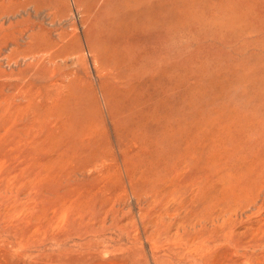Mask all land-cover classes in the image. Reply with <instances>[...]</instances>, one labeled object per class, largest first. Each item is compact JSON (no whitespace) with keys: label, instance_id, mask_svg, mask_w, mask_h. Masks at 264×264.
Listing matches in <instances>:
<instances>
[{"label":"rangeland","instance_id":"obj_1","mask_svg":"<svg viewBox=\"0 0 264 264\" xmlns=\"http://www.w3.org/2000/svg\"><path fill=\"white\" fill-rule=\"evenodd\" d=\"M262 124L264 0H0V264H264ZM125 156L192 166L161 196ZM195 177L239 188L192 246L159 217Z\"/></svg>","mask_w":264,"mask_h":264},{"label":"bare ground","instance_id":"obj_2","mask_svg":"<svg viewBox=\"0 0 264 264\" xmlns=\"http://www.w3.org/2000/svg\"><path fill=\"white\" fill-rule=\"evenodd\" d=\"M9 3L12 4L11 2H9ZM28 81L30 82V80H28ZM31 83L32 82H30L29 84H31ZM68 112L67 113L66 112H62L61 114L62 115L64 114L67 117L69 115ZM57 115L61 116L60 114H57ZM68 117H70V116H68ZM56 119L59 120V124L57 125L56 128L59 127L60 128L59 130L62 131V133H66V134H69V135L72 134V137L74 136L75 139H76V142H73L74 144H71V147L73 149V156L74 155L82 156V155H84V153H87L88 147H89V145H88L89 137H88L87 129L85 128V126L84 125H79L77 128H72V127L70 128V125H69V123H67L66 120L65 121L61 120L62 116H61V118L57 116ZM54 133H55V131H54ZM259 134H260V137H261V140H260L261 141L260 142L261 148L260 149H261V151H263V153H259L258 159L254 163V165L253 166L251 165L249 167V169L246 171V177L244 178V181H245L244 185H246V186L252 184L254 182V180L257 179V178L258 179H262V181H263L262 183L264 184V124H262ZM67 139H68V137H67ZM172 157L173 156L168 158L169 162L166 165L161 166L160 170H158V167L160 165L156 161L151 160V159H150V161H146V160L142 159L141 161L135 162V160L132 157H126L125 160H126V163H127V165H126L127 170L129 172L130 176L132 177L133 181L137 180V178L149 179L150 181H152V183L154 185L159 187V191L157 190V193L160 194L161 196H166L167 193L165 191L161 192L163 184L166 183L168 186H170L178 178L184 176L189 171V169L192 166V162L188 161V159H187V160H185V161H183L181 163V165H180V167L178 169L177 166H176L177 163H176L175 159L172 158ZM161 163H162V159H161ZM87 166H88V163H87ZM189 181L190 180H188V182ZM223 181L224 182L220 186V188H217L216 186L215 187H209L211 185L209 183H207L206 181L204 183V179H202L200 177H195L193 179V181H192V184H194L195 187L191 189L189 194H187L190 197L189 201L185 202L183 199H185L187 196L182 197V192H180L178 194V197L180 198L179 201L172 202V203H169L168 205H166L162 215H160V217H159V218H161L160 221L164 224L165 227H166V225H165L166 220H168V225L172 224L173 226H176V232H175L176 236L175 237H177L179 239V241H183L182 239H185V242L190 243L192 246H196L193 242L190 241V239H193L196 235H198L202 231L203 227L207 223L214 224V222L219 217H217V215H216V217H212V215H209V216L206 215L207 213L202 211L204 209V206L202 207L201 205H199L200 207L203 208V209L201 208L202 210L201 209H197L198 207L191 209L187 203H189V202L191 203L193 200L197 201V199L199 200V198L200 199L213 198V197H215L216 193L224 195V194H227V192H233L236 188H239V187H236V185H231L233 187V189H229L228 191H225L224 189H226L225 185H227L226 184L227 180H225V178H224ZM243 188H244V186H243ZM262 188H263V186H262ZM263 192H264V190H263ZM235 193H236V191H235ZM142 195L144 197L147 196L146 194H142ZM206 199H204V200H206ZM194 201H193V203H194ZM216 203L217 202H214V204H216ZM220 203H222V202H220ZM170 204L174 205V206L171 207ZM219 205H218V207H219ZM222 205H223V203H222ZM213 207H214V205H213ZM233 207H234V205H233ZM236 208H237V206H236ZM229 210H231V209H229ZM217 212H219V211H217ZM231 213H233V212H231ZM231 213H230V215H231ZM198 214H200V215H198ZM229 218H232V216L229 217ZM223 220H225V219L223 218ZM226 220H227V218H226ZM190 228L192 229V232H193L194 236H191V235L187 234L186 230H188ZM213 228H214V225H213ZM183 236H185V237L183 238ZM188 236H189V238H186ZM185 245H187V244H185Z\"/></svg>","mask_w":264,"mask_h":264}]
</instances>
